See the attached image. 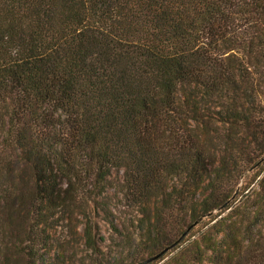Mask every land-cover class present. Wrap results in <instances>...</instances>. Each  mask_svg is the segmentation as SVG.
<instances>
[{"label": "trees", "instance_id": "obj_1", "mask_svg": "<svg viewBox=\"0 0 264 264\" xmlns=\"http://www.w3.org/2000/svg\"><path fill=\"white\" fill-rule=\"evenodd\" d=\"M119 169L130 264H264V0H0V264L97 257Z\"/></svg>", "mask_w": 264, "mask_h": 264}, {"label": "rangeland", "instance_id": "obj_2", "mask_svg": "<svg viewBox=\"0 0 264 264\" xmlns=\"http://www.w3.org/2000/svg\"><path fill=\"white\" fill-rule=\"evenodd\" d=\"M122 185L123 171L121 169L112 171L107 179L106 202L109 203L112 211L111 218L117 222V225H120L121 235L114 234L103 220V215L98 208L90 205L93 223L96 224L98 233L103 238L98 244L101 253L95 257L85 248L81 235L83 219L78 214H74L69 219L61 220L58 226L51 231L49 239L51 242V248H49L50 264H92V261L94 263L100 261L103 264H130L131 261L139 262L140 259L145 260L147 258L145 248L136 246L139 239L133 234L134 232L130 226L135 214L123 206L121 195L124 190ZM255 189L256 181L248 186L250 193ZM241 198L235 204L241 203L243 201V198ZM218 212L215 211L213 215L218 214ZM226 213L221 214L216 220L224 217ZM130 238L132 241H130ZM59 243H63V245ZM158 262L156 261L152 264H157Z\"/></svg>", "mask_w": 264, "mask_h": 264}, {"label": "water", "instance_id": "obj_3", "mask_svg": "<svg viewBox=\"0 0 264 264\" xmlns=\"http://www.w3.org/2000/svg\"><path fill=\"white\" fill-rule=\"evenodd\" d=\"M179 242H180V239H178L176 242H174L170 246L166 247L165 249H163L162 251H160L156 255L152 256L150 259L146 260L144 262V264H146L148 262L157 261L158 259H160L161 257H163L166 253L172 251L179 244Z\"/></svg>", "mask_w": 264, "mask_h": 264}]
</instances>
